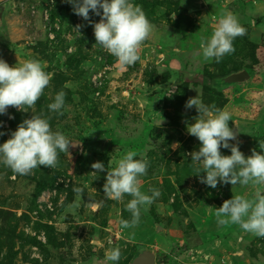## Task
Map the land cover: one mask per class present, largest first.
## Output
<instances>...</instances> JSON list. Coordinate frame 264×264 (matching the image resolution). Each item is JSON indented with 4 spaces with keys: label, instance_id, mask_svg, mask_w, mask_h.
<instances>
[{
    "label": "rangeland",
    "instance_id": "rangeland-1",
    "mask_svg": "<svg viewBox=\"0 0 264 264\" xmlns=\"http://www.w3.org/2000/svg\"><path fill=\"white\" fill-rule=\"evenodd\" d=\"M132 2L154 30L138 50L140 59L122 66L93 47L92 26L65 0H0V59L10 67L36 59L52 73L34 108L9 107L0 115V144L24 119L40 115L50 117L51 129L71 145L55 168L40 166L27 175L0 162V264H113L106 257L117 247L118 264H131L142 250L155 253V264H264V238L239 225H218L206 208H219L236 195L253 198L258 189L264 194V185L218 183L213 189L201 183L202 165L186 155L200 147L186 131L197 112L185 108L199 95L206 105L227 111L239 150L246 157L252 149L264 154V0ZM226 13L238 17L246 34L235 38V51L219 63L206 62L200 41ZM89 16L92 23L100 20ZM242 70L249 74L244 83L217 85ZM60 91L62 115L47 107ZM128 151L149 162L140 190L151 195L155 188L160 195L141 209L135 227L122 229L119 221L132 218L126 209L131 197L105 199L107 171L90 173L94 162L115 168ZM75 187L83 196L73 208ZM90 201L103 204L94 209Z\"/></svg>",
    "mask_w": 264,
    "mask_h": 264
},
{
    "label": "clouds",
    "instance_id": "clouds-1",
    "mask_svg": "<svg viewBox=\"0 0 264 264\" xmlns=\"http://www.w3.org/2000/svg\"><path fill=\"white\" fill-rule=\"evenodd\" d=\"M65 2L72 5L74 14L92 26L96 42L93 47L106 50L122 66L133 65L140 59L138 50L154 30L141 6L132 0ZM90 12L100 17L99 22L92 23ZM81 27L76 26L78 34ZM245 34L246 29L235 14L222 15L211 36L200 41L203 60L208 62L214 59L219 63L225 55L235 51V38ZM51 80L52 73L47 72L39 60L29 59L20 66L10 67L0 59V115L6 114L9 107L20 112L34 108ZM64 104L65 93L60 91L47 107L50 112L62 115ZM193 107L197 115L191 118L194 122L187 125L186 131L200 142V147L198 151L186 155L191 156L193 164L202 165L205 175L200 182L213 189L218 183L232 186L264 185V154L252 149L251 155L246 157L239 150L238 132H234L228 124L230 113L214 104L206 105L199 95L186 101V109ZM0 135L4 133L0 132ZM229 141L236 143L230 144ZM69 146L70 141L62 132L51 129L50 117L32 115L18 124L16 130L10 133V138L0 144V162L16 174L27 175L40 166L55 168L60 153H68ZM221 148L230 150L231 155H223ZM259 148L264 152V141L259 142ZM137 155L135 151H128L111 170H106L102 162L91 165L94 171L90 174L94 176L107 171L103 185L105 199L122 201L125 195L131 197L126 209L132 218L119 221L122 229L135 227L139 223L141 209L146 210L160 195L155 188L150 189L151 195L140 190V177L147 174L149 162L146 158L135 159ZM197 171L201 173L199 168ZM73 191L78 198V203L71 205L75 208L82 202L83 190L75 187ZM87 204L99 209L103 201H90ZM206 208L210 214L214 213L218 225H239L244 231L264 238V194L259 189L253 198L236 195L225 200L219 208ZM121 256V250L117 247L110 249L106 258L118 264Z\"/></svg>",
    "mask_w": 264,
    "mask_h": 264
},
{
    "label": "water",
    "instance_id": "water-1",
    "mask_svg": "<svg viewBox=\"0 0 264 264\" xmlns=\"http://www.w3.org/2000/svg\"><path fill=\"white\" fill-rule=\"evenodd\" d=\"M199 4L198 7H202ZM249 79V74L247 71L242 70L236 73H231L226 76L223 81L227 84H239L244 83ZM131 264H155V254L150 250H142L131 262Z\"/></svg>",
    "mask_w": 264,
    "mask_h": 264
},
{
    "label": "trees",
    "instance_id": "trees-1",
    "mask_svg": "<svg viewBox=\"0 0 264 264\" xmlns=\"http://www.w3.org/2000/svg\"><path fill=\"white\" fill-rule=\"evenodd\" d=\"M219 84H224L223 86H225V85H229V84L223 82L222 79H220L219 83H217V85H219ZM223 86H220L219 89L222 88ZM156 264H157V263H156Z\"/></svg>",
    "mask_w": 264,
    "mask_h": 264
},
{
    "label": "crops",
    "instance_id": "crops-1",
    "mask_svg": "<svg viewBox=\"0 0 264 264\" xmlns=\"http://www.w3.org/2000/svg\"><path fill=\"white\" fill-rule=\"evenodd\" d=\"M154 254H155V253H154ZM236 254H237V256H240V255H241V253H239V252H238V253H236ZM155 258H156V255H155ZM156 261H157V260H156Z\"/></svg>",
    "mask_w": 264,
    "mask_h": 264
},
{
    "label": "built area",
    "instance_id": "built-area-1",
    "mask_svg": "<svg viewBox=\"0 0 264 264\" xmlns=\"http://www.w3.org/2000/svg\"><path fill=\"white\" fill-rule=\"evenodd\" d=\"M93 80H94L95 84H97L96 77H94V79H93Z\"/></svg>",
    "mask_w": 264,
    "mask_h": 264
}]
</instances>
